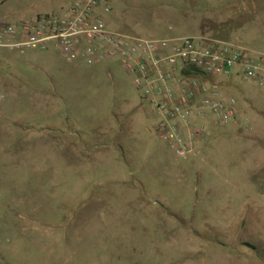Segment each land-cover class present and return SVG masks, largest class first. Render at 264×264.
<instances>
[{
  "label": "rangeland",
  "instance_id": "rangeland-1",
  "mask_svg": "<svg viewBox=\"0 0 264 264\" xmlns=\"http://www.w3.org/2000/svg\"><path fill=\"white\" fill-rule=\"evenodd\" d=\"M11 2L25 10L7 23L60 15L68 0ZM110 7L103 19L114 33L264 51L254 13L264 0ZM0 78V264H264V204L246 201L264 195V86L219 80L237 122L203 120L208 149L182 158L116 61L75 66L54 49H5ZM198 169L219 174L197 180ZM237 213L246 219L231 220Z\"/></svg>",
  "mask_w": 264,
  "mask_h": 264
},
{
  "label": "built area",
  "instance_id": "built-area-1",
  "mask_svg": "<svg viewBox=\"0 0 264 264\" xmlns=\"http://www.w3.org/2000/svg\"><path fill=\"white\" fill-rule=\"evenodd\" d=\"M110 0H68L60 15L0 24V50L54 49L69 63L96 66L116 61L160 116L155 133L186 158L213 129L237 122L234 103L219 80L234 76L264 86V51L197 38L145 40L111 32L103 17Z\"/></svg>",
  "mask_w": 264,
  "mask_h": 264
},
{
  "label": "crops",
  "instance_id": "crops-1",
  "mask_svg": "<svg viewBox=\"0 0 264 264\" xmlns=\"http://www.w3.org/2000/svg\"><path fill=\"white\" fill-rule=\"evenodd\" d=\"M236 2H238V1H236ZM29 8L34 9L35 6L32 5ZM24 10L25 9L21 8V6H19V4H15L14 2L12 3L11 0H0V24L7 23L6 21L9 20L12 16L18 15L19 13L23 12ZM254 13L258 14L260 16V18L262 19V21L264 22V11H255ZM0 81L2 83L6 84L5 79L0 78ZM216 136H218V135H215V137ZM206 146H207V144L206 145L205 144L199 145L198 149H197V153H202V152H204V150H207L208 148ZM206 158L204 159L205 161H207V159L208 160L211 159L212 157L211 158L208 157L207 159ZM213 158L215 160H217L218 156H214ZM259 160H260V162L264 163V150H262V149H261V156H260ZM210 161H212V160H210ZM202 171L203 170H201V169L196 170L194 177L197 180L203 176H206V175H204V173ZM250 173H251V171H250ZM184 174H185V176L188 175V173H184ZM218 174L219 173H217V171L211 170L210 174H208L206 177H212V176L216 177ZM206 186L207 187H204L203 189L206 190V192L209 194L211 192L210 189L212 186L208 183H206ZM254 190H256V192L259 193V189L257 187H254ZM253 195H254V193H253ZM258 200H261V202L260 201L259 202L261 204H264V201H263L264 195L262 197H259L258 199H255L254 197H249L246 201H247V204H254ZM259 202H257V203H259ZM243 219H246V217H244V216L242 217V215L240 216L238 213L232 215V217H231V220H234V222L235 221L237 222V221H240ZM250 264H253V263H250ZM254 264H260V263L258 262V263H254Z\"/></svg>",
  "mask_w": 264,
  "mask_h": 264
},
{
  "label": "trees",
  "instance_id": "trees-1",
  "mask_svg": "<svg viewBox=\"0 0 264 264\" xmlns=\"http://www.w3.org/2000/svg\"><path fill=\"white\" fill-rule=\"evenodd\" d=\"M243 246H245L246 248L252 250L253 252L259 251L256 247H254V246H252V245H250L248 243L244 244Z\"/></svg>",
  "mask_w": 264,
  "mask_h": 264
}]
</instances>
